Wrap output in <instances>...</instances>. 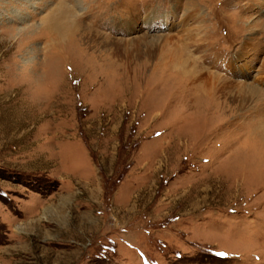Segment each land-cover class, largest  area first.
Returning <instances> with one entry per match:
<instances>
[{"label":"rangeland","instance_id":"1","mask_svg":"<svg viewBox=\"0 0 264 264\" xmlns=\"http://www.w3.org/2000/svg\"><path fill=\"white\" fill-rule=\"evenodd\" d=\"M0 264H264V0H0Z\"/></svg>","mask_w":264,"mask_h":264},{"label":"snow or ice","instance_id":"2","mask_svg":"<svg viewBox=\"0 0 264 264\" xmlns=\"http://www.w3.org/2000/svg\"><path fill=\"white\" fill-rule=\"evenodd\" d=\"M221 255H224V254H221Z\"/></svg>","mask_w":264,"mask_h":264}]
</instances>
